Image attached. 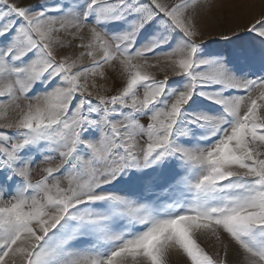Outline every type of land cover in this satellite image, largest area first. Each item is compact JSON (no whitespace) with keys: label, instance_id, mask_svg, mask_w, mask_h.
Listing matches in <instances>:
<instances>
[{"label":"snow or ice","instance_id":"6c2138e0","mask_svg":"<svg viewBox=\"0 0 264 264\" xmlns=\"http://www.w3.org/2000/svg\"><path fill=\"white\" fill-rule=\"evenodd\" d=\"M174 258L264 264V0H0V264Z\"/></svg>","mask_w":264,"mask_h":264},{"label":"rangeland","instance_id":"374dc122","mask_svg":"<svg viewBox=\"0 0 264 264\" xmlns=\"http://www.w3.org/2000/svg\"><path fill=\"white\" fill-rule=\"evenodd\" d=\"M18 2L27 4V3H33L35 2V0H18ZM153 71H156V70L154 69ZM173 264H176L175 258L173 259Z\"/></svg>","mask_w":264,"mask_h":264}]
</instances>
